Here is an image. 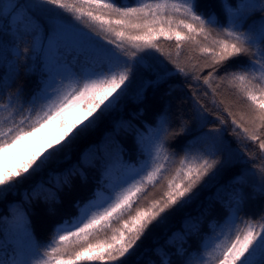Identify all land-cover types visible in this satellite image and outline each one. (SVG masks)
Masks as SVG:
<instances>
[{"label":"snow or ice","instance_id":"snow-or-ice-1","mask_svg":"<svg viewBox=\"0 0 264 264\" xmlns=\"http://www.w3.org/2000/svg\"><path fill=\"white\" fill-rule=\"evenodd\" d=\"M213 34L200 46L198 37ZM161 37L175 38L177 57L191 44L205 59L189 67L169 54L165 63ZM22 64L38 75L28 93L22 85L10 91ZM187 81L206 90L177 95ZM223 84L248 101L246 120L225 108L233 132L242 129L264 152V0H0V198L22 188L10 217H0V264H141L131 258L156 227L169 231L147 264H264V214L239 215L246 186L264 198V167H247L254 156L244 158L239 140L231 147L222 116L206 128L205 100L211 93L216 105ZM149 90L162 101L155 119L143 121L142 109L124 115ZM102 123L104 134L90 140ZM178 136L188 143L167 190L134 208ZM33 205L53 222L43 243L32 230ZM177 217L179 228H169Z\"/></svg>","mask_w":264,"mask_h":264},{"label":"trees","instance_id":"trees-1","mask_svg":"<svg viewBox=\"0 0 264 264\" xmlns=\"http://www.w3.org/2000/svg\"><path fill=\"white\" fill-rule=\"evenodd\" d=\"M209 3H218L219 0H207ZM215 38V35L210 36L208 40H205L203 37H198L197 39L200 40L201 44L200 46H206L210 43V41ZM159 44L161 48L164 50V56H161V59H165V63H167V55H171L173 59H178L180 63L188 65L191 67L192 64L200 62L202 63L205 57L200 54L199 47L193 46L191 44H182L179 49V56L177 57V41L173 37L172 40H167L163 37L159 39ZM27 45L22 44L21 48L25 47ZM158 56H160L159 53H157ZM243 59V58H241ZM169 67H172L171 64L168 65ZM38 79L37 74H25V66L22 64L20 75L16 78L15 84L10 91H15V88L17 86H23L25 93H28L31 91L34 81ZM178 87L181 85V81L183 80L182 77L175 78ZM191 83V81L183 82V89L184 92L180 93L178 92L177 95L181 94H188L193 90H198L200 94L202 95V92L206 90V86L203 85L202 81L197 84H192V88L190 89L188 87V84ZM215 86V84H214ZM5 99H7V93H5ZM211 93H209V96L206 98L205 103L209 107V120L210 123L206 126L207 127H213V126H219V122L217 120V116H222L224 120L226 121V124L224 126L225 131V138L231 143V147L233 149H236L238 147L237 140H239V148L240 151L243 153L244 158H250L254 156V159H250V162L248 163V168H261L264 167V152H261L259 149V142H252L249 141L243 133L242 129L237 128L236 132H233V128L235 125L232 124V116L228 115V111H230L237 120H240L241 115L245 117V120L248 119L250 113L248 109V101H246L237 91L235 88L229 87L226 84H223L220 86V88L217 90V95L215 97L216 105L211 104L212 100ZM222 101V103H221ZM162 101L160 100V93H153L151 90H149L146 94V97L142 103H137L135 101H130L128 103L127 109L124 112V115H127L129 112L132 111H140L143 110V117L141 118L146 123L152 122L155 119V113L157 108L159 107L160 103ZM225 108L228 109V111H225ZM173 110L175 111V101ZM4 115H7L4 113ZM25 116L28 115L27 112L24 113ZM16 119H20L19 116L16 117ZM244 121H241L243 123ZM151 126L153 128L157 127V124L152 123ZM245 126H250L248 124H245ZM106 125L101 124L95 132L91 134L89 137L90 140H98L105 132ZM175 130L179 131V128L176 125H173L172 128H170V131ZM264 138V137H262ZM88 140H84L80 143V147H86L88 144ZM188 143V139H186L184 136H178L176 139L170 140L168 143V151L162 152L160 156L161 163H164L165 170L162 173L161 177L157 180L155 185L149 184L147 188L142 193L140 200L137 201V204L135 207H143L147 208L150 206L151 202L154 200H158L164 193V191L167 190V180L172 178V175H174L175 169L179 167V160L181 157L184 156V153L186 151L184 145ZM132 145L131 138L129 137L126 141V146L130 148ZM132 155L134 157H138V152H133ZM165 156H168L169 158L167 160L164 159ZM125 158H128V154L126 152ZM245 167V165L240 164L237 165V167L230 170L228 173H226L223 176V180L226 181L229 179L231 175H234L241 171V169ZM151 170V169H149ZM259 178V171H257V176L250 181V184L255 183L256 180ZM77 185H79V181L77 180L75 182ZM244 193L246 196L245 203L243 205L242 211L239 213V215L243 219H252L254 221H258L261 214H264V198L256 196L255 198L252 197V189L250 186H246L244 188ZM22 188L17 191V193L14 194H8L5 198H0V217H10V209L14 202H18L21 200V193ZM66 203V202H65ZM195 207V206H194ZM218 207V206H217ZM29 218L31 220L32 230L33 233L38 241L41 243L46 242L52 233L53 230V222L52 220L47 216L45 212V208L43 205H33L32 207L27 208ZM70 214V213H69ZM212 221H209V224H211ZM218 223H223L222 220H219ZM117 226V225H114ZM179 218L177 217L172 221V223L169 225V228L176 229L179 228ZM243 226V225H241ZM219 229L217 228V231ZM168 228H153L150 232L146 234L145 238H142V242L139 243V247L137 248V254L133 256L131 259L133 261H140L141 264H147V261L149 259H152V251L153 249L163 244L166 233H168ZM212 235V229L209 227L206 231H203L201 233V238H206L208 236ZM111 236V231H108L106 233H101L100 238L104 239L106 237ZM190 244L192 241L189 242ZM191 251L195 253L196 248L193 245L191 248ZM217 261H210V264H215ZM199 264V262H198Z\"/></svg>","mask_w":264,"mask_h":264},{"label":"rangeland","instance_id":"rangeland-1","mask_svg":"<svg viewBox=\"0 0 264 264\" xmlns=\"http://www.w3.org/2000/svg\"><path fill=\"white\" fill-rule=\"evenodd\" d=\"M215 264H218V262H216Z\"/></svg>","mask_w":264,"mask_h":264}]
</instances>
